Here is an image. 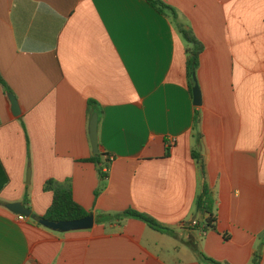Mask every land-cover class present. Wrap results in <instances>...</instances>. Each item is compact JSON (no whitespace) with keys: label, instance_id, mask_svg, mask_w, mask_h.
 Here are the masks:
<instances>
[{"label":"crops","instance_id":"crops-1","mask_svg":"<svg viewBox=\"0 0 264 264\" xmlns=\"http://www.w3.org/2000/svg\"><path fill=\"white\" fill-rule=\"evenodd\" d=\"M162 1L203 44L199 105L185 42L148 0H0V75L19 106L0 84V264H210L188 240L219 264L257 252L264 264V0ZM94 111L105 178L89 159ZM193 150L213 190L207 229L192 223ZM47 178L70 181L91 227L34 219L52 199ZM12 201L31 215L18 218ZM128 208L172 231L133 216L97 221Z\"/></svg>","mask_w":264,"mask_h":264},{"label":"trees","instance_id":"trees-1","mask_svg":"<svg viewBox=\"0 0 264 264\" xmlns=\"http://www.w3.org/2000/svg\"><path fill=\"white\" fill-rule=\"evenodd\" d=\"M153 6H155L159 11L168 12L172 17L175 25L177 26V30L181 34L184 42H185V54H186V71L189 78V85L192 86L193 81L191 77L192 70H196L198 66L199 54L203 50L202 42L195 36L192 28L189 24L179 20L178 14L176 10L170 5L166 4L162 0H148ZM0 84L8 94V96L13 95V92L9 89V86L6 84L4 79L0 75ZM93 103L91 100L89 104ZM198 118V111L195 114V121ZM103 155V154H102ZM192 156L196 159L199 172H200V188L196 194L194 205H195V213L197 214V221L194 225H198V223L202 224L203 229H207L212 227L215 220V202L213 196V190L205 181V171L202 162V157L200 153L192 151ZM89 159L99 164L97 169L98 174L101 178L106 177V169L103 167L106 164L101 162L100 153L92 154ZM7 173L0 161V190L2 186L7 182ZM43 188L45 190H49L52 193V199L45 210V212L41 215L34 214V219L38 220L40 217H44L50 220H61V219H73L80 218L87 215L89 212L83 208L78 202L75 201L72 195L71 183L68 179L66 180H57L55 178H47L43 183ZM133 216L144 220L150 227L161 230L171 232L172 229L168 228L159 222L155 221L150 216L136 211L134 209H125L120 212L108 213L106 218L104 216H99L97 221H105V220H116L121 221L123 218ZM187 243L195 251L198 258L201 261L208 262L210 264H219L215 259L207 256L204 252L198 249L196 242L192 240H188ZM260 255L259 253H254L250 264H258Z\"/></svg>","mask_w":264,"mask_h":264},{"label":"water","instance_id":"water-1","mask_svg":"<svg viewBox=\"0 0 264 264\" xmlns=\"http://www.w3.org/2000/svg\"><path fill=\"white\" fill-rule=\"evenodd\" d=\"M192 77V102L194 105H199L201 103V91L199 88V84L197 82L195 70L191 72ZM10 105L11 109L15 114L19 113V106L17 100L14 95L10 96ZM88 135L91 144V149L93 153L98 152L97 146V112H93L90 115L88 121ZM98 167V164H96ZM30 170L27 168L26 171V181L29 180ZM5 206L15 213L22 214L24 216L29 217L31 215V210L25 207L20 201H12L6 202ZM43 226L51 228L53 230L58 231H66L71 229H80V228H89L93 225L94 217L92 213H88L87 215L80 217V218H73V219H61V220H50L44 217H40L37 220Z\"/></svg>","mask_w":264,"mask_h":264},{"label":"built area","instance_id":"built-area-1","mask_svg":"<svg viewBox=\"0 0 264 264\" xmlns=\"http://www.w3.org/2000/svg\"><path fill=\"white\" fill-rule=\"evenodd\" d=\"M174 140H175V138L171 137L170 140H169V143H173ZM108 160H112V156L111 155L108 156ZM18 218L22 219L23 215L22 214H18ZM192 223L194 225L196 223V220L193 219Z\"/></svg>","mask_w":264,"mask_h":264}]
</instances>
